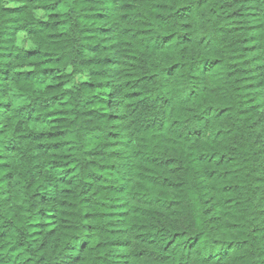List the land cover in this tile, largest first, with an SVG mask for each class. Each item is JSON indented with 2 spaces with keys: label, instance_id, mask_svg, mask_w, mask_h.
Masks as SVG:
<instances>
[{
  "label": "trees",
  "instance_id": "trees-1",
  "mask_svg": "<svg viewBox=\"0 0 264 264\" xmlns=\"http://www.w3.org/2000/svg\"><path fill=\"white\" fill-rule=\"evenodd\" d=\"M0 264H264V0H0Z\"/></svg>",
  "mask_w": 264,
  "mask_h": 264
}]
</instances>
